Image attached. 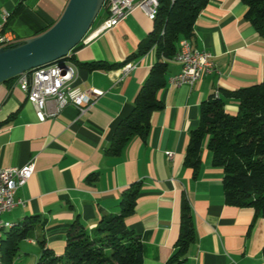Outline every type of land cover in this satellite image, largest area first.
I'll return each instance as SVG.
<instances>
[{
    "label": "crops",
    "instance_id": "0c3cea01",
    "mask_svg": "<svg viewBox=\"0 0 264 264\" xmlns=\"http://www.w3.org/2000/svg\"><path fill=\"white\" fill-rule=\"evenodd\" d=\"M67 1L0 0V32L12 37L11 44L35 36L60 17ZM246 10L241 0L208 1L190 42L211 53L215 69L203 72L192 86L170 84L169 78L181 69L170 59L166 85L157 93L162 106L151 113L146 138L134 136L119 154L109 153L114 130L130 114L157 59L152 46L130 60L135 66L123 73L125 60L140 51L155 28L141 9L70 53L77 74L74 85L103 92L84 113L68 104L55 117L39 121L16 78L0 84V167L34 162L33 174L15 193V200L23 203L1 214L3 232L28 221L32 226L13 264H34L40 239L62 252L76 217L92 230L103 217L119 212L122 191L133 183L140 184V191L125 223L140 239L142 264H164L172 256L183 198L191 208L194 240L180 264H264V216L251 207L226 204L223 171L212 164L206 143L196 170L184 163L201 103L216 91L222 96L264 79V39L244 18ZM5 12L9 17L4 21ZM91 63L104 66L91 68ZM224 99L225 111L235 114L237 100ZM54 105L51 100L49 109Z\"/></svg>",
    "mask_w": 264,
    "mask_h": 264
},
{
    "label": "trees",
    "instance_id": "16d2710c",
    "mask_svg": "<svg viewBox=\"0 0 264 264\" xmlns=\"http://www.w3.org/2000/svg\"><path fill=\"white\" fill-rule=\"evenodd\" d=\"M208 1L159 0L155 28L150 38L141 45L137 54L129 56L125 62L142 55L153 45L157 59L134 97L130 114L114 130L109 153L119 154L134 136L146 138L151 113L162 106L157 93L166 85L168 61L176 53L180 39L192 40L195 21ZM241 1L247 6L244 18L264 39V0ZM103 11L104 6L92 26L102 17ZM52 24L54 22L49 23L45 30ZM79 45L62 60H72L70 53ZM90 66L96 68L104 65L91 63ZM225 96L237 100L238 109L233 115L224 109ZM203 143L211 152L212 164L223 171L226 204L251 207L264 216V79L248 87L223 91L222 96L214 92L201 103L199 122L190 131L184 159V163L194 170L200 164ZM139 191V183L123 189L119 212L103 217L92 230H87L76 217L67 230L65 246L60 253L54 252L46 246L44 239H40L41 253L34 264H142L140 239L125 223L133 213ZM31 227L28 221L20 228L13 226L3 232L1 264H13L19 243L27 237ZM193 240L191 208L183 198L179 238L175 251L164 264H180L186 258Z\"/></svg>",
    "mask_w": 264,
    "mask_h": 264
},
{
    "label": "built area",
    "instance_id": "2783aa9c",
    "mask_svg": "<svg viewBox=\"0 0 264 264\" xmlns=\"http://www.w3.org/2000/svg\"><path fill=\"white\" fill-rule=\"evenodd\" d=\"M158 0H105L104 10L106 14L82 38L80 44L85 43L98 35L116 26L133 9H141L145 15L152 19L154 5ZM9 13L3 14L5 21ZM12 37L7 32H0V46L11 44ZM155 47V45H153ZM156 48V47H155ZM181 65L178 73L169 78L170 84H187L192 86L202 75L203 72H210L215 69L212 55L208 51L194 48L189 39L182 38L178 41L177 51L172 58ZM135 63L127 62L122 67L123 73L127 74ZM46 82H39L35 79L34 68L20 73L17 78L19 88L30 96L37 119L44 121L53 118L68 104L74 105L79 113H84L93 99L100 96L103 92L97 88L86 91L80 90L74 85L76 80V66L69 60L56 62L55 66H47ZM218 92H215L217 95ZM53 100L54 108L49 109L48 104ZM168 157L172 152H166ZM34 172V162L29 161L20 167H0V225L4 222L1 214L10 211L16 204L23 203L15 200L16 190L31 177Z\"/></svg>",
    "mask_w": 264,
    "mask_h": 264
},
{
    "label": "water",
    "instance_id": "95a60500",
    "mask_svg": "<svg viewBox=\"0 0 264 264\" xmlns=\"http://www.w3.org/2000/svg\"><path fill=\"white\" fill-rule=\"evenodd\" d=\"M105 0H68L60 17L43 32L0 47V84L30 69L62 61L90 30Z\"/></svg>",
    "mask_w": 264,
    "mask_h": 264
},
{
    "label": "bare ground",
    "instance_id": "6f19581e",
    "mask_svg": "<svg viewBox=\"0 0 264 264\" xmlns=\"http://www.w3.org/2000/svg\"><path fill=\"white\" fill-rule=\"evenodd\" d=\"M158 6H159V0L154 5V9H153L152 19L151 20H154L156 18ZM0 47H5V46H0ZM68 55H69V53L66 56H68ZM56 62H51L49 64H46V65H43V66H39V67L34 68L35 79L36 80H39V82H46V75H43V73H47V66H55L56 65ZM58 62H64V61L62 60V61H58ZM27 98L30 101V96H27ZM10 226H12V225H10ZM2 229H3V224L1 223V225H0V242H1V239L3 237L2 236L3 235L2 234V232H3ZM0 264H1V259H0Z\"/></svg>",
    "mask_w": 264,
    "mask_h": 264
},
{
    "label": "rangeland",
    "instance_id": "374dc122",
    "mask_svg": "<svg viewBox=\"0 0 264 264\" xmlns=\"http://www.w3.org/2000/svg\"><path fill=\"white\" fill-rule=\"evenodd\" d=\"M99 21V20H98Z\"/></svg>",
    "mask_w": 264,
    "mask_h": 264
}]
</instances>
